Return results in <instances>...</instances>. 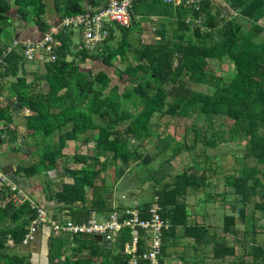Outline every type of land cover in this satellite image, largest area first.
<instances>
[{"label":"trees","instance_id":"1","mask_svg":"<svg viewBox=\"0 0 264 264\" xmlns=\"http://www.w3.org/2000/svg\"><path fill=\"white\" fill-rule=\"evenodd\" d=\"M83 1H87V5L93 8L105 4V0H53L52 11L58 19L82 14L85 12ZM156 1L169 6V9L159 10L162 17L172 16L175 27L171 29V33L174 38H166L168 26H157L154 36L158 39L154 44L127 46L124 42L127 41L126 35L132 28L122 29L117 34L119 36H116V40L120 39L119 42L114 44V37H110L108 41L111 43L103 46L100 52L91 54L77 49L73 54L69 51L71 32L63 31L57 36L62 44L56 51L57 60L53 64L44 65V75L38 79L48 86L46 93L34 91L32 88L35 83L27 82L24 76L17 77L18 60L22 59L14 54L15 51L4 59L6 66L0 78H16L15 83L10 84L14 86L7 98H15L16 101L13 105H0V122L8 126L12 123L13 113H22L25 110L30 112L24 117L23 138L32 140L31 154L38 157L32 164L18 165L13 175L17 176L18 181L19 177L29 179L42 172H56L59 175L58 167L61 166V171L66 172V177L71 182L61 180L56 191L49 196V201H54L60 210L55 218L58 215L64 216L60 212L65 211L68 215L65 217L82 222L87 220L92 211L105 215L113 211L110 203L99 205L95 202L89 209L81 205L85 200L87 188L98 190L94 182L100 176V170L96 169L100 158L97 155L88 157L79 154L67 157L62 153L66 143L75 142L78 136L92 134L90 137L95 142L114 143L109 152L126 163L130 154V139L145 140L144 143L152 144L151 137L155 134L152 133L151 119L154 114H159L160 117H175L179 113L197 112L209 126L215 120L228 119L232 122L229 139L246 141L241 160L253 158L256 163L264 165V77L254 74L256 69L264 70V38L259 41L264 34V23L260 24L262 20L264 22V0H222L228 7L226 14L214 7L209 0H201L197 11L182 5L175 7L165 4L162 0ZM11 12L21 28L31 24L41 33L48 27V7L43 0H0V38L8 36L9 28L15 31L14 21L10 18ZM135 18L139 21L142 15ZM244 24H249V28L245 29ZM191 33L194 41H191ZM213 34H216L217 39ZM68 57L72 60L67 61ZM117 57L124 68L113 66V60ZM86 60L114 68L112 75L124 85L116 83L111 73L81 71L79 64L85 63ZM209 60L219 63L227 60L232 64L231 77L227 84L219 85L212 94L193 91L182 85L183 76L193 73L196 69L210 74L211 70L207 69ZM0 85L1 91L3 84ZM167 98L180 102L181 106L168 104ZM122 124H126L125 127ZM7 132H0V140L13 143L15 135L10 133L13 136L11 138ZM54 135L58 138L56 145L53 142ZM90 137H86V141ZM200 139L203 146L199 153L204 157V161L195 163L188 170L175 175L170 184L156 190L152 199H157L161 218L169 225L162 238L160 264H165L167 249L174 246L179 238L177 229L182 230V238L192 240V247L206 246L213 242L203 223L194 222L189 225V206L184 201H178L180 197H185L188 191L200 193L206 189L210 190L207 173L212 169L207 166L210 156H207L205 151L216 148V142L215 139L208 140L205 137ZM198 143L194 137L193 145ZM239 143L240 141L238 145ZM62 158L83 166L70 169L65 161H61ZM88 160L90 162H87ZM60 161L63 162L62 165ZM240 169L241 176L224 178L225 186L239 196L238 200L231 203L229 213L221 216L224 234L232 232L237 218L246 223L249 197L255 193L257 186H260L256 176L259 173L257 169L241 166ZM60 175L62 176L61 173ZM151 201L140 203L139 208L144 212ZM0 203H3L0 207V224L5 221L17 224L12 248L16 250L15 253L21 254L17 249L27 233L30 220L34 218V211L28 202L19 207L14 206L8 189L0 191ZM202 203V200L198 201L199 205ZM254 208L264 211V194L254 203ZM201 218L204 220L205 215L202 214ZM2 232L0 229V234ZM139 233L140 254L146 246L144 232L140 230ZM49 237L51 239L48 242V264H94L97 258L106 257L111 250L118 251L122 264H127L123 244L130 239L128 228L120 232L117 241L111 246L97 242L92 237L78 236L73 242H69L65 237L55 238L50 234ZM70 243L74 246L70 247ZM70 248L79 254L87 251V256L81 263L73 261L65 253V250ZM235 253L232 246L214 242L212 244L211 254L214 260L223 261ZM249 254L255 264L263 261L264 249L253 244ZM0 257L3 258L2 264L21 262L16 255H9L1 239ZM138 264L147 262L140 259ZM184 264L191 263L184 259Z\"/></svg>","mask_w":264,"mask_h":264},{"label":"rangeland","instance_id":"2","mask_svg":"<svg viewBox=\"0 0 264 264\" xmlns=\"http://www.w3.org/2000/svg\"><path fill=\"white\" fill-rule=\"evenodd\" d=\"M43 3L48 7L46 19L47 21L49 20L52 22L56 17L52 11L53 0H43ZM153 6L169 9V6H165L160 1H156ZM133 13L135 16L143 15L144 13L145 18H147V15L154 12L141 10L139 7H135ZM10 18L14 23L17 21L12 12ZM263 23L262 20L260 24ZM174 27L175 25L168 26L166 33L167 39L174 38L171 33V29ZM244 28L248 29L249 24H244ZM66 32H71L73 34L70 38V42H72L74 47H78L80 44V35L77 29L67 30ZM7 34L8 36H3L1 40L6 43L8 42L10 45L12 42L10 40L14 36L13 28H9ZM213 36L217 39L216 34H213ZM262 36L263 37L259 38V41L264 38V34ZM190 37L191 41H194L192 33L190 34ZM69 51L74 54L77 52V49L72 48ZM68 58L69 60H72L71 57ZM29 64L41 67L39 64ZM84 66H87L86 68L88 69H84ZM96 66L97 64L90 60L89 62H86L85 65H79V68L81 71L97 72L100 68ZM232 68V64L227 60L221 63L216 62L215 60H209L207 69L211 70L210 74L196 69L193 73L183 76L182 85L189 87L193 91L212 94L216 87L228 83L231 77ZM42 71H44L43 67ZM109 73H111L110 75L115 79L114 81L116 83L124 85L123 82H120L117 77L112 75L113 73L111 71ZM254 74L264 77V70L261 71L256 69ZM9 81L11 80L1 78V84L3 85H9V83H11ZM36 85H41V82L38 81ZM166 102L168 104L181 106L180 102H176L171 98H167ZM136 105L138 106V103ZM22 113L23 114L20 117H25L30 114L28 111ZM15 114L16 113H13L12 115ZM151 124L152 133L155 134L151 137L152 144L149 142L144 143L145 140L134 141L130 139V154L126 163H123L119 158L114 157L112 152H109L114 147V143L95 142L90 137L92 134L78 136L75 142L66 143L62 153L67 157L79 154L88 157L97 155L100 158V163L96 166V169L100 170V176L94 182V185L98 190L87 188L85 200L81 205L89 209L95 202L99 205H101V203H110L111 208L120 210L135 203L140 204L151 201L156 190L166 184H170L175 175L184 170H188L189 167L195 163L204 161V157L199 153L203 146V141H201L200 138L205 137L208 140L215 139L216 148L207 149L205 151L206 155L210 156L207 166L212 169L211 172L207 173V181L211 184L209 188L210 190L206 191V189L200 193L190 191L185 198H179V201H187L189 204L188 210L190 213V224L199 221L201 222L200 216L206 214L211 224V226H209L210 229H206V233L212 236V241L214 243H223L232 246L235 248L236 253L234 256L227 257L223 261L214 260L211 254L213 242L206 246L195 245L192 247V240L182 238V230L177 229V235L179 238L175 241L174 246L167 249L168 261L165 264H183L181 260L183 257L188 259L194 258V261L192 262L193 264H254V260L249 254L250 246L254 244L264 249V211L254 208V203L259 201L261 195L264 194V165L256 163L253 158H246L243 161L241 160L244 151L243 145L246 141L239 139L240 143L238 145L239 141H232L229 139V129L232 127V122L228 119L221 118L215 120L214 123L209 126V123L204 117L197 114V112L179 113L175 117H160L159 114H154L151 119ZM125 125L126 124H122L123 127H125ZM9 128L11 129L12 127L9 126ZM2 129L4 130L0 129V131H5L4 127ZM21 133L22 131L20 132L18 139L21 138ZM86 137H90L88 141H86ZM194 137L199 142L196 146L193 145ZM111 140L114 142L113 139ZM31 141V139H27L24 145L20 144L23 145L20 158H22L25 163L30 160L29 154L27 152L23 153V150H29L31 147ZM53 142L54 145L57 144V135L53 136ZM4 149L8 150V147L0 148V150ZM35 159L37 160L38 158ZM61 161H65L67 167L70 169H79L83 166V164L72 163V161L65 158H62ZM61 161L60 164L62 165L63 162ZM87 162L90 161L88 160ZM240 166L243 168L257 169L259 173L256 176L260 182V186H257L255 193L249 197V202L246 206V223L244 224L237 218L236 225L232 229V232L230 234H224L222 232L220 215L229 213L231 203L239 199V196L230 192L231 189L225 186L224 178L225 176H241L242 171ZM58 171H60L59 175L56 172H42V174L34 179L35 181L31 184L30 190L23 184L27 189L26 193L28 199L34 203H46L49 201V196L56 191L61 180L66 183L70 182V179L66 177V172L61 171V166L58 167ZM191 172H193V170ZM198 175H200V172ZM20 182L23 183L22 180ZM251 183L252 181H250V184ZM211 198H214V200H211ZM199 200L203 201L202 205L198 204ZM2 206L3 203H0V207ZM48 211L50 214L56 215L60 210L54 205L53 207L48 208ZM218 211L221 214H219ZM60 213H63L64 216H68L65 211ZM16 227H18L17 224H13L10 221H5L0 224V229L3 231L2 234H0V239L3 242V246L8 249L9 255H16L19 257L21 261L20 264H48V242L51 238L45 235L43 244L36 243L40 237L37 235L33 241L34 244L32 243L27 248H18L17 252H21V254H17L15 253L16 250L12 248L14 243L12 240L15 235ZM41 234L43 235V233ZM144 241L146 243L149 241L148 231L144 233ZM65 253L73 261L79 263H81L84 257L87 256V251L79 254L75 253L72 248L66 249ZM102 262L105 264H122V260H120L119 253L116 250H111L110 254L104 258H97L94 264H101ZM2 263L3 258L0 257V264ZM255 264H264V258L263 261Z\"/></svg>","mask_w":264,"mask_h":264},{"label":"built area","instance_id":"3","mask_svg":"<svg viewBox=\"0 0 264 264\" xmlns=\"http://www.w3.org/2000/svg\"><path fill=\"white\" fill-rule=\"evenodd\" d=\"M201 0H162L165 4L175 7L181 6L197 11ZM134 0H105V4L99 8L85 7V12L74 16H68L49 21L48 27L40 33L36 40L19 41L14 39L11 44L3 46L0 55V75L6 66L5 58L18 48L21 50V57L27 63L39 64L44 67L46 64H53L57 60L56 51L61 47V41L57 36L67 30L77 29L80 35L78 50L94 54L100 52L102 47L111 43L110 37L116 39L120 30H128L133 27L135 16L132 6ZM1 84V78H0ZM1 86V85H0ZM15 98H3L0 91V105H13ZM6 126L0 122V129ZM2 132V131H0ZM21 139L18 140L20 142ZM8 189L14 206H20L28 202L34 211L27 227L21 245L18 248H27L40 235L44 229L55 238L65 237L73 242L76 237H92L102 244L114 245L120 232L128 228L130 239L123 244V253L127 257V264H138L142 259L147 264H160L162 238L164 231L169 227L160 215V205L157 199L151 201L144 212L135 203L121 210L116 208L111 213L97 214L92 211L87 220L76 222L69 217L58 215L56 218L50 214L48 208L55 205L54 201L46 203H34L28 199L26 189L17 180L16 176L0 171V191ZM145 214V216H143ZM149 232L148 243L144 242L146 249L140 254L138 247L141 240L139 231ZM74 244L70 243V247Z\"/></svg>","mask_w":264,"mask_h":264},{"label":"crops","instance_id":"4","mask_svg":"<svg viewBox=\"0 0 264 264\" xmlns=\"http://www.w3.org/2000/svg\"><path fill=\"white\" fill-rule=\"evenodd\" d=\"M209 1L219 11H222V13L226 14V11H227L228 7H227V4L225 2H223L222 0H209ZM155 2H156V0H135V2L133 4L134 5L133 9L135 7H139L141 10H149V11H153L154 13L147 15L148 16L147 18H145V16H144L145 14L143 13L142 18L139 21L135 20L136 22L134 23L131 31L129 33H127V35H126L127 36V41L124 42V45H127V46L130 45V46L136 47L135 45L138 46V45L154 44L155 41L158 39L156 36H154V31H155L154 29L157 26L160 27V26H163V25L164 26H170V25L172 26V25H174L173 20H172L173 19L172 16H164V17L161 16V11L159 10V8L153 6V4ZM83 6H84V8L85 7L93 8V7H90V6L87 5V1H83ZM57 18L58 17H55L54 20H56ZM14 26H15L14 36H13V38L10 41H13L14 39L19 40V41H26V40H36V39L40 38V32H38L34 27H32V25H29V26H27L25 28H21L19 26V23L16 21L14 23ZM72 35L73 34L71 33V36ZM71 36H70V38H71ZM117 36H119V35H117ZM70 38H69V40H70ZM116 39L114 41V44H115L116 41L119 42V40H120L119 38H118V40H116ZM8 44H9L8 42L6 43L5 41H2L1 38H0V48H2L3 46H6ZM70 44H71L70 49H72V48H76L77 49V47H74L72 45V42H70ZM130 49L131 48L129 47L128 50H130ZM14 54L16 56H19V58L22 59L21 61H20V59L18 60L17 73H16L17 77L24 76L27 82L35 83L33 85V88H32L34 91L41 92V93H46L48 91V86L44 83L43 80H40L41 85H36V83H38V81H39L38 80L39 77H42V75H44V71H42V67H36L34 65H30L29 63L25 62L23 60V58L21 57L20 48H18L14 52ZM129 58H130V56H129ZM67 61H71V60H69V58H67ZM89 61L90 60H86V62H89ZM85 63H81V64L85 65ZM94 63L97 64L96 67L100 68V69L97 70V72L98 71H104V72L109 73L110 71H114V68L105 67V66H103L102 64H100L97 61H94ZM81 64H79V65H81ZM113 66L114 67H118V68H123L124 67L123 64H121L119 62L118 57L113 60ZM86 67L84 69H88ZM93 72L96 73V71H93ZM6 78L10 79L11 81H9V82H11V83H15V81H16L15 77H6ZM11 83H9V85H2L1 95H2L3 98H8L9 97L10 90L14 86V85H10ZM25 111L27 112V110H25ZM22 114L23 113H21V114L20 113H16L15 115H12V123L10 125H8V127L4 126L5 132L8 131L7 132L8 134L13 133L15 135L13 143H10V141L7 138H6V140H8V142H3L4 141L3 139H2L3 141L0 140V148L8 147V150H5V149L4 150H0V171L4 172L6 174H11V173L13 174L15 168L18 165H20V164H26V165L32 164L34 162V160H36L35 158H38L37 156H33L31 154V152H32V148L31 147L29 148V150H27V149L23 150V153L27 152L29 154V160L30 161L25 163V162H23L22 158H20V155L22 153V150H21L22 146L27 141L26 139L23 138L24 129H25V126H24V122L25 121H24V117H20ZM9 126L12 127V128L10 129ZM2 128H1V130H4ZM21 131H22L21 138H20L21 141L18 142V140H19L18 136H19ZM11 138H13L12 135H11ZM31 143H32V141H31ZM31 143H30V146H31ZM20 144H23V145H20ZM37 177H38V175H36V176H34L32 178H29V179L21 178V177H19L18 179L19 180L21 179L23 181V183L20 182L21 180L19 181L22 186L24 184V185H26L27 189L30 190L31 184L34 183V181H35L34 179H36ZM70 182H71V180H70ZM70 182H68V183H70ZM27 189H26V192H27ZM188 192H190V191H188ZM40 195H38V196H40ZM38 200H39V197H38ZM178 201H179V199H178ZM184 202H186L188 204L187 201H184ZM188 206H189V204H188ZM219 214H221V213L219 212ZM222 215H220V216H222ZM200 218H201V216H200ZM208 219L209 218L205 214L204 220L201 218V222L200 221L198 222V223H203L206 226L207 230L210 229L209 226H211L210 220H208ZM188 223H189V225H192V223L191 224H190V222H188ZM42 233H43V235L42 234L39 235L40 237H39V239H38V241L36 243H42L43 244V240L45 239V235L49 236V232H48L47 229H44V231ZM184 239L189 240L187 238H184ZM167 256H168V252H167V255H166L165 259H164L165 263L168 261ZM184 259L188 260L191 264L194 261V258L188 259V258H184L183 257V259H181L183 264H184Z\"/></svg>","mask_w":264,"mask_h":264}]
</instances>
